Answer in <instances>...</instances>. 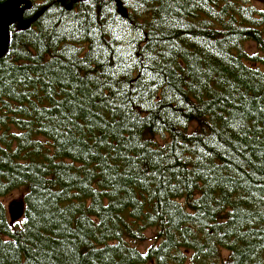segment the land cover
<instances>
[{
    "label": "trees",
    "instance_id": "16d2710c",
    "mask_svg": "<svg viewBox=\"0 0 264 264\" xmlns=\"http://www.w3.org/2000/svg\"><path fill=\"white\" fill-rule=\"evenodd\" d=\"M28 1L0 58V264H264V0Z\"/></svg>",
    "mask_w": 264,
    "mask_h": 264
},
{
    "label": "water",
    "instance_id": "95a60500",
    "mask_svg": "<svg viewBox=\"0 0 264 264\" xmlns=\"http://www.w3.org/2000/svg\"><path fill=\"white\" fill-rule=\"evenodd\" d=\"M64 3L67 10L71 9L72 4L78 0H56ZM30 7L28 0H5L0 3V58H2L9 47L10 43V26L17 24L19 29H26L32 21L42 12L38 11L34 16L29 18L23 17L25 9ZM8 213L11 221L19 220L24 213V203L22 200L13 201L8 205Z\"/></svg>",
    "mask_w": 264,
    "mask_h": 264
},
{
    "label": "rangeland",
    "instance_id": "374dc122",
    "mask_svg": "<svg viewBox=\"0 0 264 264\" xmlns=\"http://www.w3.org/2000/svg\"><path fill=\"white\" fill-rule=\"evenodd\" d=\"M22 194H23V189H16L13 190L12 192H10L9 194L1 197V200L3 201V203L5 204L6 210H7V214H8V205L13 202V201H17V200H22ZM8 218L10 221V217L8 214ZM150 238L147 240V242L145 243V246L149 245L152 243L153 239L151 237L152 232L149 231L148 232Z\"/></svg>",
    "mask_w": 264,
    "mask_h": 264
},
{
    "label": "bare ground",
    "instance_id": "6f19581e",
    "mask_svg": "<svg viewBox=\"0 0 264 264\" xmlns=\"http://www.w3.org/2000/svg\"><path fill=\"white\" fill-rule=\"evenodd\" d=\"M27 10V9H26Z\"/></svg>",
    "mask_w": 264,
    "mask_h": 264
}]
</instances>
